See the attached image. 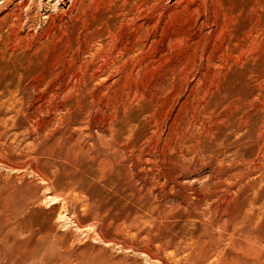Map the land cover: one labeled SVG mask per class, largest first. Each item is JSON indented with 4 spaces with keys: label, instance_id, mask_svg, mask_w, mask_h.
Here are the masks:
<instances>
[{
    "label": "rangeland",
    "instance_id": "374dc122",
    "mask_svg": "<svg viewBox=\"0 0 264 264\" xmlns=\"http://www.w3.org/2000/svg\"><path fill=\"white\" fill-rule=\"evenodd\" d=\"M0 264H264V0H0Z\"/></svg>",
    "mask_w": 264,
    "mask_h": 264
},
{
    "label": "bare ground",
    "instance_id": "6f19581e",
    "mask_svg": "<svg viewBox=\"0 0 264 264\" xmlns=\"http://www.w3.org/2000/svg\"><path fill=\"white\" fill-rule=\"evenodd\" d=\"M245 1H247V0H245ZM249 1V0H248Z\"/></svg>",
    "mask_w": 264,
    "mask_h": 264
}]
</instances>
